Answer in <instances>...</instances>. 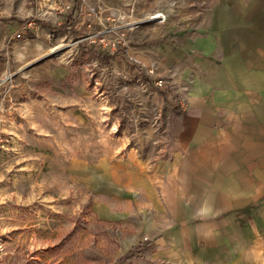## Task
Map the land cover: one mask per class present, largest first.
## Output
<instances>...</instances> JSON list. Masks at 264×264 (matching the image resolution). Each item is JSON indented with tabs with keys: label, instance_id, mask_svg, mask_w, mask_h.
Segmentation results:
<instances>
[{
	"label": "rangeland",
	"instance_id": "rangeland-1",
	"mask_svg": "<svg viewBox=\"0 0 264 264\" xmlns=\"http://www.w3.org/2000/svg\"><path fill=\"white\" fill-rule=\"evenodd\" d=\"M29 1L44 33L0 48V264H264V198L176 137L190 97L234 85L163 35L188 0Z\"/></svg>",
	"mask_w": 264,
	"mask_h": 264
},
{
	"label": "crops",
	"instance_id": "crops-1",
	"mask_svg": "<svg viewBox=\"0 0 264 264\" xmlns=\"http://www.w3.org/2000/svg\"><path fill=\"white\" fill-rule=\"evenodd\" d=\"M25 1L29 0H0V48H4L5 41L13 39L16 33L26 35L30 32L36 36L44 33L40 20L32 18V22L30 19L26 22L27 19H23L32 13L22 8ZM184 7L181 16L173 18L171 23L182 24V27L168 29L163 35L168 40L180 41L179 51L188 59L212 55L214 59H206V69L233 71L234 85H208L204 95L190 97L189 103L201 106L182 113L176 125V137L186 152L213 148L225 161H229L227 153H230V161H234L231 174L242 178L234 180L242 184L237 192H247L248 199H262L264 0L225 3L224 0H188ZM224 8L231 11L224 14ZM224 41L227 42L224 44Z\"/></svg>",
	"mask_w": 264,
	"mask_h": 264
},
{
	"label": "built area",
	"instance_id": "built-area-1",
	"mask_svg": "<svg viewBox=\"0 0 264 264\" xmlns=\"http://www.w3.org/2000/svg\"><path fill=\"white\" fill-rule=\"evenodd\" d=\"M81 1H83V3L86 4V7L88 9H90L92 12L95 11V7L91 4L89 5L88 0H81ZM134 12H135V8L133 7V5L132 6L130 5V7L127 11L111 10L109 12V15L106 17V19L109 21H113L115 25H113L109 28H104L102 30V32L100 33V35L98 37V43L101 45V47L103 49H105L106 51H110V50L114 49L115 42L113 41V35L115 34V30L117 31V29H119L123 25L125 26V24L126 25H128V24L132 25L133 23L128 21V17L133 15ZM133 27H134V25H132L130 28H133ZM14 36L20 37L21 34L16 33ZM125 52L126 53L128 52L127 48H125Z\"/></svg>",
	"mask_w": 264,
	"mask_h": 264
},
{
	"label": "bare ground",
	"instance_id": "bare-ground-1",
	"mask_svg": "<svg viewBox=\"0 0 264 264\" xmlns=\"http://www.w3.org/2000/svg\"><path fill=\"white\" fill-rule=\"evenodd\" d=\"M149 17H155V18H163L164 17V13H162V12H156V13H154V14H150V15H148V18ZM160 21V20H159ZM161 21H162V19H161Z\"/></svg>",
	"mask_w": 264,
	"mask_h": 264
}]
</instances>
